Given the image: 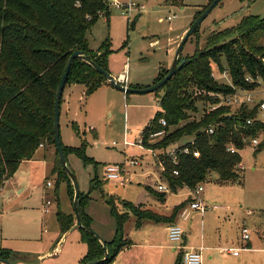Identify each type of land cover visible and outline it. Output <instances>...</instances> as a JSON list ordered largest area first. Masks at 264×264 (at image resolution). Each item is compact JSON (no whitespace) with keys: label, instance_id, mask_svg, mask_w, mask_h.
<instances>
[{"label":"rangeland","instance_id":"rangeland-1","mask_svg":"<svg viewBox=\"0 0 264 264\" xmlns=\"http://www.w3.org/2000/svg\"><path fill=\"white\" fill-rule=\"evenodd\" d=\"M119 1L135 6V10L129 15L111 7L109 16L99 11L103 15L88 33L89 46L98 50L109 39L112 50L109 62L111 69H115L113 73L125 71L132 81L140 79L146 84L154 81L160 69L163 72L170 69L165 67V61L174 58L171 48L176 51L182 32L209 4V0ZM248 15L264 17V0H253L251 3L221 0L188 39L182 55H193L197 49H204L211 34L237 27ZM170 16L172 18L168 19ZM220 63L212 62L211 69L218 81L225 83L227 80L220 78L222 69L227 68L225 56L220 58ZM82 89L83 86L71 89V102L68 100L61 104V140L63 145L76 148L85 142V153L91 159L85 160L70 151L67 154L68 165L77 178L81 194L88 195L83 209L93 218L92 229L102 238L104 236L99 230L103 231L106 235L103 239L112 241L117 234L114 211L123 212L125 202L142 204L147 208L144 210L160 215H171L177 206L187 202L193 190L183 185L165 194L160 193L159 184L169 187L170 184L163 178L150 151L139 145L125 144V141L136 142L142 137L150 119L162 110L159 103L162 90L156 95L125 94L115 88L107 92L103 89L95 92L96 89L86 94ZM261 96L264 97V94ZM197 105L199 111H189L190 118L180 126L203 116L207 104L198 102ZM174 129L171 127V130ZM187 139L188 136H183L180 141L183 143ZM51 148L54 153L44 149L37 152V156L47 153V159L42 155V160L22 163L18 167L15 188L7 183L0 191V248L10 251V264H81L87 252L80 228L61 232L57 212L61 210L71 214L73 198L68 179H59L58 174L52 171V163L57 171L59 164L56 147L52 145ZM241 155L245 169L238 171L240 179L224 181L217 171L208 173L202 182V198L208 208L204 217L194 215L184 223L186 237L194 233L200 238L203 226L207 244L243 246L241 233L245 225L256 241L255 247L264 246V146L256 152L251 146H246ZM131 159H137L141 164L131 165ZM113 163L126 166L127 171L120 180L105 176L106 166ZM95 178L100 185L91 189ZM48 180L52 186H47ZM121 180L125 184H121ZM45 201L51 203L47 208ZM135 219V215L131 214L125 223V238H128L131 229H135ZM159 238L162 243L168 244L162 230ZM56 247L61 250L56 251ZM40 255L44 256L39 258ZM258 256L264 264V251H243V264H260ZM238 259L226 251L216 264H237Z\"/></svg>","mask_w":264,"mask_h":264},{"label":"trees","instance_id":"trees-1","mask_svg":"<svg viewBox=\"0 0 264 264\" xmlns=\"http://www.w3.org/2000/svg\"><path fill=\"white\" fill-rule=\"evenodd\" d=\"M212 1L209 0V4ZM242 1L251 3L253 0ZM99 11L107 16L110 14L109 6L103 0H0V188L15 174L23 160L33 157L41 144L49 141L56 147L55 99L71 54L81 50L89 60L110 72L109 56L112 50L109 39L98 50L89 46L88 33L103 15ZM207 43L204 49H197L193 55L185 56L184 65L154 92L157 95L162 90V110L155 114L142 132L144 145L148 148H163L183 136H196L192 148L200 151L199 157L192 153L181 154L177 165L168 160L166 162V170L162 173L171 190L183 185L195 188L211 171H217L224 181L240 179L236 166L242 158L238 153L229 152L228 144L232 142L239 149H244L247 143L243 141V133L250 138L258 137L264 126L257 121L254 126L246 129L237 127L248 118H255L257 107H241L228 118L226 115L232 112V108L227 105L214 110L206 109L199 120L194 119L180 126V123L190 118L189 111H199L198 102H205L207 108L219 102V99L209 96L208 92L227 94L234 91L231 85L221 83L211 75L212 62L221 65L222 56L227 59V69L236 87L250 90L258 87L256 80L249 81L247 76L253 79L260 77L264 82V17L245 16L237 27L211 34ZM168 71L163 72L161 69L155 82ZM105 81V76L91 64L76 58L65 87L80 83L86 85L87 93H90ZM200 90L207 93H199ZM161 118L166 120L167 125L160 123ZM215 122H220L215 132L206 133L204 129ZM171 127L175 129L171 130ZM161 130L166 132L163 138L150 142L151 134ZM262 146L261 143L258 149ZM85 147V142L77 148L63 145L66 156L68 152L74 151L89 160L91 158L86 155ZM56 154L58 156L57 150ZM58 164L59 170L55 167L52 171L58 174L59 179H68L74 200V186L62 168L59 157ZM174 170L179 171L178 176L173 175ZM99 185L100 181L95 178L91 182V189ZM80 198L84 227L79 228L81 238L87 244V252L81 264L97 259L101 260L98 264L114 262L118 254L131 244L124 233L125 223L131 214L137 218V227H141L145 219L156 222L167 219L139 205L125 202L123 212L114 211L117 234L114 240L106 241L109 256L103 260L104 246L89 230L92 228V219L83 209L88 195L80 193ZM184 205L182 203L177 206L170 217L176 215ZM57 217L62 233L71 229L76 218L61 210H58ZM0 257L8 260L10 251L0 248ZM176 264H184L182 254Z\"/></svg>","mask_w":264,"mask_h":264},{"label":"built area","instance_id":"built-area-1","mask_svg":"<svg viewBox=\"0 0 264 264\" xmlns=\"http://www.w3.org/2000/svg\"><path fill=\"white\" fill-rule=\"evenodd\" d=\"M106 2V4L111 7L121 9L124 13H127L131 15V13L135 10V6H132L131 4L122 3L119 0H103ZM137 9V8H136ZM142 9V7L140 8ZM139 10V9H138ZM102 14V13H100ZM172 17H168V19H171ZM216 80L219 78L216 76L214 72L211 74ZM220 78H225L227 81L225 84L231 85L234 89L232 93H219V92H204L207 93L209 96H212L213 98L219 99V102L215 105L208 106L207 110H214L217 107H220L222 105H227L232 108V112L227 114L226 117L230 118L234 113L238 112L241 107L248 106L250 108L257 107V116L255 118H248L245 123L238 125L237 127L241 128H248V126H254L257 121H260L264 124V97L261 96V94H264V82L263 80L258 77L257 79H253L251 76H247V80L249 81H255L258 84V87L255 89H246L241 87H236L232 79L230 77L229 70L227 68L223 69L222 74L220 75ZM117 81L121 83L124 86H129V76L127 72H123L118 77H116ZM224 83V82H221ZM160 123L165 126L167 125V122L164 118L160 119ZM220 122H215L209 124L204 131L208 134H213L218 127ZM262 132H264V126L262 128ZM166 134L165 130H161L155 133H152L150 136V142H156L163 138V136ZM243 141L247 143V146H251L253 149H257L259 145L261 144V135L258 137H248L246 134L243 133ZM196 136L190 135L188 136L187 141L181 143V141L173 142L166 147L163 148H148L144 145L143 137H140L136 142H130L125 141L126 145H139L140 147L146 148L150 151L153 158L158 163L160 169L162 172L166 170V162L167 160L173 163L174 165H177L179 163V156L181 154H190L192 153L195 157L200 156V151L198 149L192 148V146L195 144ZM115 144V142H114ZM40 146H43L41 144ZM227 150L231 153H238L240 154L241 149L236 147L234 143H229ZM241 156V155H240ZM131 165H139L141 164L139 160L137 159H131L129 160ZM237 169L242 170L245 169L244 164L242 163V160L238 162ZM127 169L124 164L120 163H113L109 164L105 168V176L107 179H113V180H120L123 178V175L126 173ZM174 176L179 175L178 170L173 171ZM120 183L124 184V180H121ZM48 185H51V182H48ZM169 185L165 184H159L158 190L160 192L166 193L170 191ZM192 194V201L190 202V208L193 210H198L202 214L207 210V206L204 203V200L202 199V192L204 190L203 184H198L195 188H191ZM51 204L50 201H45V208ZM184 231L181 226L179 225H171L168 230V237L169 240L172 243H180L183 239ZM242 240L244 242L249 240L250 237V230L247 227H244L242 229L241 234ZM203 247L199 248H187L183 254L182 259L184 264H203ZM229 251H232L235 255L239 254L240 248H226Z\"/></svg>","mask_w":264,"mask_h":264},{"label":"crops","instance_id":"crops-1","mask_svg":"<svg viewBox=\"0 0 264 264\" xmlns=\"http://www.w3.org/2000/svg\"><path fill=\"white\" fill-rule=\"evenodd\" d=\"M161 20H162V18H161ZM186 30L187 29H185L182 32V34L179 37L180 39L182 38V36H183V34L185 33ZM176 46H177V44H176ZM172 48H171V54L173 53L172 57H173V55L175 57L176 51H175V48H173V49ZM173 60H174V58L173 59L171 58L170 60H166L165 61V67H171ZM161 68H162V66H161ZM109 70H110L111 74H113L115 77H118L120 74L123 73V71H120L117 74L113 73L115 69L114 70L111 69L110 62H109ZM156 78L154 79V81L151 84H149V83L146 84V83H143L142 81H140V79H136V80L133 79V81H132L130 79V77H129V83L128 84H129V86H132V87H135V86H137V87H141V86L142 87H147V86H150V85L154 84ZM78 86H83L82 92H85L87 94V87L84 84L73 83V84L67 85L65 87V89H64V92H63V98H62L61 104H62L63 101L66 102V103H67L68 100L70 101V93H71L70 90L73 89V88H76ZM114 88L115 87L109 81H105V82L102 83V85L100 87L97 88V90L95 92H97L98 90H102V89L107 92V91H110V90H112ZM115 89H117V88H115ZM120 95H123V94H120ZM125 98L127 99L128 96L125 95ZM159 103H160V100H159ZM60 114H61V112H60ZM261 143L264 146V132L261 133ZM51 146L52 145L50 143L43 144V146H40L36 150L35 154L33 155V157L31 159H25V160H23L21 162V164L22 163H31V162H35V161H40V160H42V155L47 159V156H46L47 153L40 154L39 156H37L38 155L37 152H39V150H41V149H44L45 151L48 150L50 154H51V152L54 153V150H52ZM66 146H69V145H66ZM69 147H73V146H69ZM242 150L243 149H241V151ZM253 150L256 152V151H258V148L257 149H253ZM240 155H241V152H240ZM241 158H242V155H241ZM46 162L48 164V161H46ZM242 163H243V161H242ZM51 166H52V169H53L54 163H52ZM238 171H240V170L238 169ZM162 176H163V173H162ZM163 178H165V177L163 176ZM48 182H51V181L48 180L46 182L47 186H52L53 185L52 182H51V185H48ZM7 183H9V187L15 188L17 186L18 183L16 182L15 174L10 179H7L4 182V184L1 187L0 191L4 188V186ZM161 193H163V192H161ZM202 199L204 200V198H202ZM191 201H192V197L190 196V198L187 200V202H185L184 207L176 215H174L173 217H170L169 214L162 215V216L166 217L167 219H165L164 221H161V222H156V221H152V220H149V219H145L143 221L141 227H137L136 226L135 229H131L129 231L128 235H127L128 238L131 241V244L129 246L125 247L118 254V256L116 257L114 263H116L118 261L117 264H176V261H177L178 257L181 254H183V252L187 248L203 247V249H202L203 250L202 251L203 252V264H216L220 258L224 257V253L226 251L233 253L232 251H229V250L226 249V248L231 247V248H240L239 254L235 255L233 253V255L239 258L238 260H236L237 264H243L244 263L243 262V257H242L243 251H248V253H260V252L264 251V246L255 247L256 241H255V239H253V237H251V232H250V237H249L248 241L244 242L242 240L243 241V243H242L243 246H233V245H231V246L226 247V246H219V245H216V244H211V245L207 244L206 241H205V238H206L205 229L203 231V226L202 225H201L202 226V229H201L202 231H201V234H200V238L198 237V235H194V233L190 234L189 236L186 237L187 234H185V231L183 229L184 228L183 227L184 223L186 221H188L194 215H199V217L201 215V217H204V215L206 213V211H205L204 214H202L198 210H193V209L189 208ZM204 203H205V201H204ZM139 206H141V208H143V209H147V208H144V205H142V204H139ZM46 211H47V209H46ZM249 212H251V211L249 210ZM71 214L74 215V217H76L75 213H74V208H73V212ZM91 219L93 221L92 217H91ZM136 220H137V218L135 219V224H136ZM75 222H76V218H75ZM201 222L203 223V219H202ZM152 223H155L156 226H154V224H152ZM173 224L181 226L183 231H184V236H183V239H182L183 241L180 242V243H177V244L171 243L169 238H168L169 227L171 225H173ZM190 226H191V224H190ZM244 227H245V225H243V228ZM160 230H162V234H164V237L166 238V241H168V244L167 243L166 244L162 243L160 241V238H159ZM99 232H100V234H102V236H104L103 238H105V236H106L105 233L103 231H101V230H99ZM241 239H242V237H241ZM227 242H230V241H227ZM58 249L61 250V248H58V247L55 248L56 251ZM206 251H208L207 254H206ZM43 256L44 255H40L39 258H41ZM9 260H10V257H9ZM258 260H259L260 264H263V262H262L263 260L259 256H258ZM0 264H5V263L0 262ZM20 264H26V263H22L21 262Z\"/></svg>","mask_w":264,"mask_h":264},{"label":"water","instance_id":"water-1","mask_svg":"<svg viewBox=\"0 0 264 264\" xmlns=\"http://www.w3.org/2000/svg\"><path fill=\"white\" fill-rule=\"evenodd\" d=\"M221 0H213L204 10L203 12L192 22L190 27L186 30V32L183 34L176 53L174 60L172 62V65L168 71V73L159 81L155 82L154 84L147 86V87H132V86H124L121 83H119L116 79V77L111 74V72L105 70L101 66H99L97 63H95L92 60H89L87 56L81 51V50H76L74 51L67 63L66 70L62 76L61 82L58 86V90L56 93V99H55V116H54V135H55V141H56V150L58 153L59 161L62 166V168L66 171L68 176L70 177L72 184L74 186V200H73V208H74V213L76 216V223L74 226L71 227V230L79 227H84L81 219V213H80V203H81V198H80V188L79 184L77 181V178L73 171L70 169L67 161V156L65 154L64 148H63V143L61 140V134H60V112H61V99L63 96V92L65 89L66 81L72 66V63L74 59L76 58H81L84 61L88 62L91 64L98 72H100L102 75L105 76L107 81H109L115 88L118 90L124 92V93H154L158 89H160L175 73L178 69H180L184 63L186 62V57L182 56V52L184 49L185 44L187 43L188 39L191 37L192 34L199 28L201 25L202 21L207 17V15L211 12V10L220 2ZM135 26V22L133 24V27ZM93 234H95L100 241L102 242L105 250V257L103 260H105L109 256V251L106 246V241L92 228L89 229ZM101 260H93L87 264H98ZM0 262L5 263V264H10L9 260L3 259L0 257Z\"/></svg>","mask_w":264,"mask_h":264}]
</instances>
